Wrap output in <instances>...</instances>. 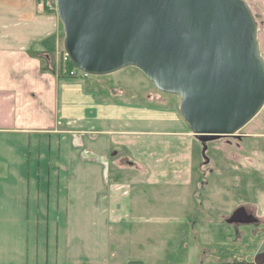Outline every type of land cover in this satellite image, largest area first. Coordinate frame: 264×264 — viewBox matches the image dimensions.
<instances>
[{
  "label": "crops",
  "instance_id": "0c3cea01",
  "mask_svg": "<svg viewBox=\"0 0 264 264\" xmlns=\"http://www.w3.org/2000/svg\"><path fill=\"white\" fill-rule=\"evenodd\" d=\"M61 34L58 15L41 0H0V264L146 263L154 245L143 227L154 225L155 185L148 155L136 159L135 135L175 138L187 123L171 109L101 101L89 78L62 74ZM142 110L156 113L157 130L139 129ZM124 146L149 170L140 192L137 165L121 169ZM183 174L170 183L177 204L190 191Z\"/></svg>",
  "mask_w": 264,
  "mask_h": 264
},
{
  "label": "water",
  "instance_id": "95a60500",
  "mask_svg": "<svg viewBox=\"0 0 264 264\" xmlns=\"http://www.w3.org/2000/svg\"><path fill=\"white\" fill-rule=\"evenodd\" d=\"M56 10L75 68L93 77L140 70L181 98L180 114L204 144L234 136L264 107V58L244 0H56ZM253 222L243 209L229 220Z\"/></svg>",
  "mask_w": 264,
  "mask_h": 264
},
{
  "label": "rangeland",
  "instance_id": "374dc122",
  "mask_svg": "<svg viewBox=\"0 0 264 264\" xmlns=\"http://www.w3.org/2000/svg\"><path fill=\"white\" fill-rule=\"evenodd\" d=\"M244 1L256 19L260 52L264 58V0ZM44 8L57 14L56 5ZM62 39L64 34H61L62 74L69 76L67 62L63 61L66 53ZM88 78L101 101L133 104L139 110L171 109L182 118L179 110L181 98L160 92L136 68H127L109 76ZM137 116L139 129L153 128L155 125L157 130L158 124H162L156 122L154 112L147 114L142 110L137 112ZM122 120L124 124L130 123L125 117ZM167 120L169 124L170 119ZM187 127L186 135L169 139L153 133L135 135L137 143L140 142L136 159L142 162V157L148 155L145 164L151 167L150 180H154L155 185L154 194L148 198L156 208L155 220L150 221L154 225L143 227L153 237L150 241L154 246L149 251L154 255L145 259L146 263H141L251 264L258 254L264 252V107L234 136L220 137L206 144L200 142ZM205 145L207 150L204 153ZM120 153L123 156L120 160L123 171H136L134 167L137 165L139 171L135 172L132 179L140 192L142 183L146 182V176L142 174L149 170L145 164H136L125 146ZM164 155H181L182 160L173 163L167 161L165 165L162 162ZM177 170L189 177L186 184H182L190 189L182 204L175 202L177 196L173 192L178 186L170 184L177 182L172 176ZM183 181L181 179L180 183ZM185 205L191 206H186V214H181L180 209H185ZM240 209L247 213L251 211L259 222L229 224L234 213ZM167 235L169 240L165 237ZM163 246L168 247L166 250L170 262H163ZM183 253L187 255L184 263Z\"/></svg>",
  "mask_w": 264,
  "mask_h": 264
},
{
  "label": "built area",
  "instance_id": "2783aa9c",
  "mask_svg": "<svg viewBox=\"0 0 264 264\" xmlns=\"http://www.w3.org/2000/svg\"><path fill=\"white\" fill-rule=\"evenodd\" d=\"M42 4L45 7H52L53 5H56V0H43ZM63 58H64V60H63L64 62H68L69 61V58H68V56L66 54H64ZM68 75L70 77H72V78H77V77L87 78V77H89L88 75H86V74L82 73L81 71H79L77 68L72 70Z\"/></svg>",
  "mask_w": 264,
  "mask_h": 264
},
{
  "label": "trees",
  "instance_id": "16d2710c",
  "mask_svg": "<svg viewBox=\"0 0 264 264\" xmlns=\"http://www.w3.org/2000/svg\"><path fill=\"white\" fill-rule=\"evenodd\" d=\"M74 69H75V66L70 61H68L67 64H66L67 73L69 74ZM135 264H142V263L135 262ZM240 264H246V263H240Z\"/></svg>",
  "mask_w": 264,
  "mask_h": 264
},
{
  "label": "flooded vegetation",
  "instance_id": "af4514ba",
  "mask_svg": "<svg viewBox=\"0 0 264 264\" xmlns=\"http://www.w3.org/2000/svg\"><path fill=\"white\" fill-rule=\"evenodd\" d=\"M246 209H247V211H248V208H246ZM243 211H244V213H246V216H247V217H250V218L252 217V218L254 219V222L251 223V224H254V223L256 224V222H259V219H255V218L252 216L253 214L251 213V211H249V213H247V211L244 210V209H243Z\"/></svg>",
  "mask_w": 264,
  "mask_h": 264
}]
</instances>
